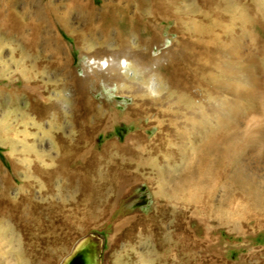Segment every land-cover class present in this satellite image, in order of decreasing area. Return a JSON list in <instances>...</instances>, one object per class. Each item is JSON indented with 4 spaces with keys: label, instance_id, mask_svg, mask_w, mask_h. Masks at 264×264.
Wrapping results in <instances>:
<instances>
[{
    "label": "rangeland",
    "instance_id": "obj_1",
    "mask_svg": "<svg viewBox=\"0 0 264 264\" xmlns=\"http://www.w3.org/2000/svg\"><path fill=\"white\" fill-rule=\"evenodd\" d=\"M32 1L33 5L25 3L18 8L22 16L30 15L24 16L30 28L21 42L6 41L3 29L7 22L0 17V195L8 183H15L16 189L10 190V194L14 192L12 196L22 192L30 197L24 207L33 214L28 213L25 223L40 221L46 236L56 230L57 244L55 239L51 244L39 243L44 259L39 261L68 264L82 248L81 243L91 239L98 246L97 264H264V120H260V135L251 133L253 127L243 126V131L251 134L234 148L226 145L222 135L216 136L217 162L209 171L210 181L215 177L218 180L216 202L205 194L201 200L202 206H208L207 202L213 205L210 212L197 214L199 195L195 187L189 188L193 185L187 187L185 180L190 167L179 158L175 166L164 150L170 144L173 149L184 148L190 158L200 147H205L203 153H211L212 144L206 134L189 135L196 130L187 121L192 119L206 126L202 114L208 113L210 85H200L196 76L190 78L204 62L199 57L205 54L202 44L208 38L196 33H210L215 23L226 30L232 21L230 24H237V33L246 22L255 23L251 29L260 36L264 34L260 27L264 26V0H177L169 8L168 0H148V6L142 4L143 0ZM114 7H127L133 25L147 29L154 37L146 42L144 52L148 58L140 66L134 56L121 60L124 72L134 66H154L168 70L169 79L174 70L187 74L189 90L179 95L195 108L193 114L183 109L169 79L152 77L148 88L135 93L138 82H143L136 78L135 71L131 77L137 84L123 92L116 83L97 74L114 63L115 54L97 53L104 42L101 33L95 43L79 39L91 25L101 27L113 15ZM70 10L71 30L63 24ZM93 10L97 13L92 20ZM118 17L120 28L125 19ZM116 34L115 31L112 38L118 43ZM131 45L137 52V38L131 40ZM115 46L118 47L116 44L113 49H117ZM246 49L241 58L260 65L261 57L250 53L254 47L248 45ZM191 55L199 56L194 65L190 64ZM86 75L94 79L92 87L81 84ZM180 77L177 73L175 79ZM14 89L20 90L17 96ZM164 95L168 99L163 100ZM98 112L103 120L97 128ZM178 113L181 118L176 116ZM61 157H66L74 181L56 179L49 187L46 175L65 161ZM247 159L256 161L254 167L259 162L260 169L250 167ZM160 172L167 173V183L160 181ZM195 172L197 168L193 167L188 178L194 180ZM103 182L110 183L102 198L109 206L90 219L95 213L92 203L102 191ZM182 190L188 196L176 199ZM223 196L234 199L229 202L238 207V216L218 211L223 207ZM164 211L180 217L162 218ZM151 221L159 225L157 233H152L155 225ZM177 223L183 227L176 228ZM19 243L0 249V264H33L31 259L20 258L16 251ZM48 250L53 251L50 257ZM69 264L83 263L78 256Z\"/></svg>",
    "mask_w": 264,
    "mask_h": 264
},
{
    "label": "bare ground",
    "instance_id": "obj_2",
    "mask_svg": "<svg viewBox=\"0 0 264 264\" xmlns=\"http://www.w3.org/2000/svg\"><path fill=\"white\" fill-rule=\"evenodd\" d=\"M142 2H143L142 4L144 6L145 5L148 6V0L147 1L143 0ZM176 2H177V0H168V3L170 6L168 5L167 7L168 8L171 7V5L173 3H176ZM25 3L28 5L34 4V2L32 0H0V17H3L4 20L7 22L5 30L2 27L6 41H9V42L20 41L21 42L25 37V33L30 28V24H26L23 21L24 16L30 18V15L28 13H25L22 16L21 12L20 13L18 12V8L21 6V4H25ZM167 7H165V9H167ZM112 12H113V15L110 16V18L108 16H106V17H108L107 18L108 20H106L104 22V24H102L101 27L91 25L87 29V31L85 33H83V35L79 39L80 41L86 40L89 43H95L97 41V35L99 33H101L104 37V42H103L102 47L100 48V50H98L97 53H99V52L104 53L105 52V53L115 54L114 63L111 64V66L109 68H107L105 71H98L97 74L99 76H103V77L107 78L108 80H110L113 83H116L121 92L126 91L125 90L126 87L129 88V87H132V85L137 84L135 82V79H132V77H131V75L134 74L133 71H135V73H136V78L141 79V80L143 79L142 80L143 82H138L140 84H139V87L134 90L135 93L139 92V91H143L146 88H148L147 84L149 82V79L152 77H157L158 79L160 78L161 80H168L169 79L168 70H161V69H158L159 67L156 68L154 66L148 67L149 69L148 68L147 69L146 68L141 69V68L134 66V67H132V69H129L130 71L128 70L127 72H124L121 60L123 58H131L134 56V61L137 63V65L140 66L142 60H146L148 58V55L144 52L146 50V42L151 41L152 39H154V37L152 36V34L148 33L147 29L145 30L142 27H138L137 25L136 26L133 25L132 20L129 18V11H128L127 7L123 8V9H118L117 7L116 8L114 7ZM167 12H169V10H167ZM96 13L97 12H95L94 10L92 11V14H91L92 20L94 19ZM220 14H221V12H220ZM118 15L122 16L125 19L124 25H122L120 28H118L119 27L118 23L120 20ZM71 17H72V10H70L67 13V16L64 19V23H63L65 25V27H67L70 30H71V27H70L71 25L68 24V22L70 21ZM225 21H227V20H225ZM228 21H229V18H228ZM230 23H233V22L230 21ZM230 23H229L230 28H228L226 30L224 28H222L219 23H215L213 28H212L213 30L210 31V33H208V34L206 32L196 33V35L199 34L198 36H200V37H205V36L208 37L207 40H204L206 44H202L205 54L201 55L200 57L199 56L194 57L192 55L190 57V60H191L190 64L191 65L196 64L199 61V58H200V60H201V58H202V60H204V62L202 64H199V66L194 71H192V73L190 74V78H192V76H194V77L196 76L195 78H197V81L199 82L200 85H204L206 83V84L210 85V88L208 89L209 102L206 106V111H208V113L202 114V118L204 120L203 122L206 123V126L202 125V122L197 123L195 120L193 121L192 119L187 120L190 122L189 124L193 127L192 129L196 130L193 132L191 131V133H189V135L196 136V135H198V133L204 132L207 136L206 140H208V143H210V145L212 144L211 153L209 155L206 153H203L205 147H203V149L200 147V148H198V153H196V156L193 158H190L187 155L188 153L186 154L184 148L182 149V147H181V149H173V148H171L172 146L169 147L170 144H169L168 148L164 147L165 148L164 150H166L165 153L168 154V157L172 161V164H174L176 166L177 162H178L177 159L179 158V159L184 161L183 162L184 165H186L187 167H190L189 171L186 172L187 177L185 180H186L187 187L190 184H191V186L193 185V187H189V188L191 189V188L195 187L194 191L196 190L197 194L199 195V197H198L199 200L197 202L198 203V209H197L198 215L203 214L205 211L210 212V211L214 210V207H213V205H211L210 202H207L208 206H202L201 200H202L203 195L205 194V195H207V199H212L213 201L216 202V200H215L216 199V192H217L216 191L217 190L216 182L218 180L216 181V177H215V178H211L212 181H210V172L209 171H211V169L213 168L212 164H214V163L216 164V162H217V160H216L217 155H216V147L215 146L217 145L216 138L218 137V135H222L224 137L223 139H224V141H226L227 146L230 145L231 148H234L236 143H239L240 141H242L241 140L242 138H244L246 136L248 137V135H250L251 133H253V135H260V120L261 119L264 120V34H262L260 36L257 34H254L253 29H251V28H255L256 24L253 22H251V23L246 22L244 25H242V29H241L240 33L235 32V27H236L235 25H237V24H230ZM5 24H4V26H5ZM247 24H249V25H247ZM260 27H262L264 29L263 25L262 26L260 25ZM116 28L120 29V31L119 30L117 31ZM181 28H182V25L179 24L178 29H181ZM115 31L117 32L116 35L118 36L117 39H118L119 44L114 42L115 40H114V38H112V35H114ZM147 34H149V36ZM134 38H137L138 45H139L138 51L137 52L135 51L136 53L134 52V50H137V49L133 48L131 45V40ZM135 43H136V41H135ZM18 44H20V43H18ZM116 44L118 47L115 46V48H117V49H113L114 45H116ZM12 45H14V44H12ZM195 45H196V47H198L197 44H195ZM248 45H250L251 47L253 46L255 49L254 51L250 50V53H252V55H255V56L259 55L261 57L260 65L255 60L254 61L253 60L246 61L243 58H241L245 54L244 49H246V47ZM16 46H17V44H16ZM21 46L23 47V45H20V47L19 46L18 47L21 48ZM25 48H27V47L25 46ZM27 50L29 52V49H27ZM22 51H23V48H22L21 52ZM30 51L32 53V50H30ZM24 54H27V53L24 52ZM27 58H29V56ZM177 73H180V75H181L179 80L175 79V76ZM171 75H172V77L168 81H170L172 83V90H173L174 94L184 95L185 93H187L189 90L188 82H186L188 80L187 79L188 75L183 74L182 72H180V70H176V71L174 70ZM80 82L84 87L88 88V87L93 86L94 79L91 76L86 75L83 79H81ZM132 89L133 88H131V90ZM14 90H16L17 92L13 93V94H16V96H17V94H19L20 90H18V89H14ZM6 91H5V93H6ZM10 95H12V94H10ZM34 97H36V96H34ZM176 98L179 99V101L182 103L181 105H182L184 110H187L190 114L194 113L195 108L193 106H191L190 103L187 102V100L184 98V96L179 95ZM162 99L163 100L168 99L167 95H164ZM139 101H141V100H139ZM151 104L157 105L159 103H157V104L151 103ZM15 106H17V104H15ZM133 110L136 111V110H138V108L135 106ZM47 111H48L47 108L44 109V113H46ZM200 111H201V113H203V109H200ZM98 114L99 115L97 117V124H96L97 128L99 127V124L103 120L101 112H98ZM176 116L180 117V114L178 113V115H176ZM184 117H186V116H184ZM243 126L246 129H250L253 127L255 130L251 129V130H254L251 133L248 130L243 131V129H242ZM197 127H200L201 129L197 128ZM58 137H59V135H58ZM227 138H228V141L226 140ZM6 140H7V137H6ZM253 141H255V140H253ZM14 148H15V146L13 145V149ZM162 149H163V147H162ZM230 152H228V154ZM225 155H226V153H225ZM238 158L239 157H237V159ZM62 159L65 160L66 157L62 158ZM62 159L60 160L61 162H62ZM248 159H249V157H248ZM248 159H247V163L249 162ZM223 160H224V158H223ZM230 160H232V159H230ZM235 161H236V159H235ZM255 162L250 161L249 162L250 167H253V168L257 167L260 169L259 162L256 163L257 165H255V167L253 166V164H255ZM228 164H230V163H228ZM193 167L197 168V172L193 173V174H195L194 180L188 178V177H190L189 174H192ZM39 170H38V173H39ZM237 170H239V169H237ZM234 171H235V173L237 172L235 170V168H234ZM15 172H17L16 168H15ZM46 173H47V171H46ZM232 173H234V172H232ZM253 173H255V172H253ZM17 174H18V172H17ZM237 174H239V173L237 172ZM237 174H236V176H238ZM34 175L36 176V174H34ZM239 176H241V175L239 174ZM231 177H229V178H231ZM168 178L169 177L167 176L166 172H160L159 179L161 182L167 183ZM191 178H193V177H191ZM45 179H46L49 187H51V185L53 184V182L56 179H63L66 181H74V175L69 173L68 168H67V164H66V160H65L55 170L51 171L48 175H46ZM252 180H254V178H252ZM245 181H246V179H245ZM13 184H15V183H13ZM13 184L8 183L7 186L2 190L1 195H0V249H1V251H3L2 249H4L5 247H8V246L11 247V245H13L15 243V241L20 242L19 244H16V246L18 247V248H16V251L19 253V256L21 259H25V260L31 259V260H33V264H44L46 261H44V263H41V261L44 259L41 257V252L39 250V243L40 242L41 243L42 242H45V243L48 242L51 244V239H55L54 242L57 244L58 241L56 240V237H55L56 232H54L56 230H54V231L52 230L53 232L50 231L51 233H49L46 236L45 232L42 231L43 230L42 229L43 224L40 221L32 219V220H30V222L25 223L24 218L28 215V213L33 214L32 210H28L24 207V203L28 202L30 197L24 196L22 194V192H20V193L18 192L19 193L18 195L16 192L15 193L16 196H15V194H14V196H12L14 192H11V194H12L11 195L10 190H12L15 187ZM244 184H245V182H244ZM250 184H251V182H250ZM101 185L103 186V189L99 193V195L96 197L94 203H92V208H93V211H95V213L90 219H92V218L94 219L95 217H98V214H99L98 211L101 210L102 207L104 209H106L109 206V205H107L106 201H104V202L102 201V198H105L106 191L108 190L110 183L103 182V183H101ZM66 187H67V184H65L64 189ZM14 189H16V188H14ZM188 191L190 192L189 189H188ZM192 192H193V189L190 193H192ZM245 194H247V193H245ZM181 195L186 196L185 190L184 191L182 190L180 193H178L177 197H180ZM194 195H196V194H194ZM187 196H188V194H187ZM225 197H227V196H225ZM225 197L223 196V198H225ZM246 197H247V195H246ZM252 197H254V196H252ZM196 199H197V197H196ZM230 200L232 201L234 199L229 197V196H228V199L225 198L224 202H222L223 204L221 205L223 207H219L220 209H218L216 206L215 211H217V209H218V211H220L223 214L234 213L237 215V213H239L238 207L237 206L234 207V205L230 204L231 203V202H229ZM246 204H248V203H246ZM28 207H30V206H28ZM244 210H246V209H244ZM166 213L169 214L170 212H163V215ZM216 216H217V214H216ZM165 217H166V215L163 216L162 218H165ZM235 218H237V217L235 216ZM151 220H153V219H151ZM151 222L153 223V225H155L156 221H151ZM154 227H155V229L153 230L152 233H157L158 232L157 227L159 229V225H155ZM181 227H183L182 224H179V223L176 224V228H181ZM134 230H135V228H134ZM51 236H52V238H51ZM25 240L27 241V243L25 244L26 248L24 247V242H26ZM80 246L82 248H79L78 252H76L74 254V256L69 259L68 264L71 260L72 261L75 260L78 256L81 258L83 264H97V262H98L97 247L98 246L95 243V241L90 239L87 242L81 243ZM48 252H49V257H50V255L53 251L48 250ZM41 258H42V260L39 261V259H41Z\"/></svg>",
    "mask_w": 264,
    "mask_h": 264
},
{
    "label": "crops",
    "instance_id": "obj_3",
    "mask_svg": "<svg viewBox=\"0 0 264 264\" xmlns=\"http://www.w3.org/2000/svg\"><path fill=\"white\" fill-rule=\"evenodd\" d=\"M182 197H184V196L182 195ZM178 198H180V197H177L176 199H178ZM166 210H169V209H166ZM166 210H165V211H166ZM165 211H164V212H165ZM171 214H172V215H171ZM165 215H166V217H171V216H174V217H177V218L180 217L177 213L174 214V213H172V212L169 213V214L166 213V214H164V215H163V213H162V215H161L160 217H163V216H165ZM167 219H168V218H167ZM153 230H154V229H153ZM153 230H152V231H153Z\"/></svg>",
    "mask_w": 264,
    "mask_h": 264
}]
</instances>
